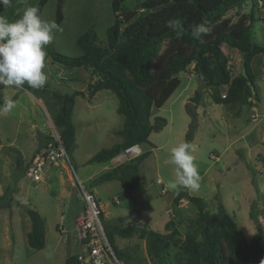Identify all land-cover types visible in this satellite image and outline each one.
I'll return each mask as SVG.
<instances>
[{
	"label": "rangeland",
	"instance_id": "rangeland-1",
	"mask_svg": "<svg viewBox=\"0 0 264 264\" xmlns=\"http://www.w3.org/2000/svg\"><path fill=\"white\" fill-rule=\"evenodd\" d=\"M39 1L12 0L11 7H4L0 15L6 16L9 20L18 19L24 8L37 6ZM142 1L126 0L124 5L129 7V11L137 12L138 16L144 13L143 8L136 10ZM58 2L48 0L43 8V19L57 20ZM252 3L254 42L264 46V4L260 5V0H245L242 6L231 9L225 17L233 23L237 22L242 11L250 12ZM114 20L113 0H66L60 23L63 31L56 33L53 43L47 49L70 56L79 55L81 51L75 43L77 36L93 27L99 39L104 41L107 37V28ZM222 48L225 52L231 49L225 44ZM231 56L230 53V58ZM48 57L45 71L50 87L63 93L74 91L84 93L75 100L73 122L76 127V142L70 158L86 190L94 192L103 205L105 213L101 221L107 233L112 235L116 249L125 252L126 264L155 262L148 254L146 238L139 235L124 238L117 232L116 225L136 223L167 233L166 223L173 219L179 221L181 237H184L188 221L196 219L198 211L188 197L182 198L179 204H174V198L180 191L203 198L211 211L216 210L219 201L223 202L248 240L257 232L258 221L264 225V175L255 168L249 158L239 157L236 149L245 140H251L250 136L242 138V134L248 132L256 122L252 119L253 108L257 107L260 115L264 113V91L258 83V80L264 77V51L256 53L253 58L251 68L255 78H258L255 81L257 92H253L248 101L247 94L236 102L215 103L210 88L207 87L201 91L198 113L195 109L191 111V105L186 108V113L198 126L192 152L201 177L198 190L168 187L169 182L175 180L176 172L175 165L169 163L171 149L178 143L179 130L184 123L179 115L181 98L167 100L162 107L154 111L167 121L172 115L173 124L169 127H172L174 135L171 137L168 130L163 129L156 140L162 147L155 152L147 150L150 153L140 166V188L126 190L119 180L94 183L92 179H87L92 172L115 165L113 159L105 164L89 160L102 148H109L122 141V138L114 133V130L122 129L124 124V116L117 112L119 100L108 89L99 90L91 95L90 84L98 80V76L91 68H68L60 63H52V57L49 54ZM179 78L181 85L173 98L185 90L189 80L188 71L180 72ZM190 86L198 90V77L194 72ZM186 92L190 94V89ZM1 97L4 101L9 98L14 100L16 106L10 113L0 115V139L3 144V147L0 146V153L8 155V160L0 156V195L10 188L13 196L10 208L12 219L7 222L11 230V233H8L9 240L5 235L4 217L5 211L9 209H0V264H63L66 255L77 253L80 249L75 228L77 213L85 207L82 191L79 186L72 185V180L62 168L50 164L44 167L42 181L31 180L28 168L38 150L40 134L48 135L52 132L51 125L54 122L50 106L41 98L45 105L43 106L38 97L24 88L4 86ZM250 98H253L254 102H251ZM197 114L200 116L199 119ZM259 119L258 116L257 120ZM150 146L141 144L144 152L145 148L149 149ZM235 164L238 165L234 166ZM231 166L234 167L230 170ZM105 171L107 170L101 169L95 179ZM217 172L223 178L219 182L215 179ZM71 174L76 184L77 177L74 173ZM159 179L164 184L158 183ZM165 186L167 192L162 193ZM21 205L37 210L46 222L48 238L40 250H33L28 244L27 232L32 228V221ZM61 227L66 229L65 235L60 233ZM128 253L132 257V262L128 258Z\"/></svg>",
	"mask_w": 264,
	"mask_h": 264
},
{
	"label": "trees",
	"instance_id": "trees-1",
	"mask_svg": "<svg viewBox=\"0 0 264 264\" xmlns=\"http://www.w3.org/2000/svg\"><path fill=\"white\" fill-rule=\"evenodd\" d=\"M58 1L56 22L60 24L66 0ZM125 1L113 0L115 20L107 28L106 40H100L92 27L76 38V46L81 51L79 55L47 49L54 63L68 68L92 69L98 80L90 84L91 95L108 89L118 97L117 112L124 116V124L116 133L122 141L102 148L89 162L105 164L133 144L149 143L150 134L166 125V119L162 117H156L152 122L153 108L164 105L181 83L178 74L193 63L195 72L204 79L205 87L210 88L215 103L236 102L247 94L248 101L253 95L251 86L257 92L251 66L254 55L263 52L264 46L254 42V8L249 14H241L234 23L225 17L245 0H143L136 10L143 8L144 13L138 16L137 12L125 7ZM47 2L40 0L37 5L41 16ZM3 8L0 5V13ZM174 18L182 22L179 36L166 26V22ZM202 22L210 32L196 39L192 35L193 26ZM224 44L242 53L249 78L242 72L233 74L229 57L222 48ZM3 87L0 85V106L5 102L1 97ZM23 88L50 106L53 122L70 154L76 142L72 119L75 100L84 95L83 91L63 93L53 90L48 83L39 90L27 84ZM200 95L197 91L192 101L199 102ZM196 129L197 122L192 121L185 142L191 144ZM45 138L47 141L49 135L41 137L40 142ZM149 153L145 151L108 169L93 182L119 180L126 190L140 188V166ZM184 197L190 198L198 211L196 219L188 221L184 237H181L179 221L173 219L166 223L167 233L136 223L116 225L115 228L124 238L135 235L146 238L148 254L155 264H264V225L258 221L257 232L248 240L223 202L219 201L216 210L211 211L203 198L180 191L174 204H179ZM12 201L11 189L7 188L0 195V209H10ZM27 213L32 221V228L27 233L28 244L31 249L40 250L46 244L45 221L35 209L29 208ZM105 231L116 254L125 259V252L116 249L112 235L106 228ZM128 258L132 262L130 254Z\"/></svg>",
	"mask_w": 264,
	"mask_h": 264
},
{
	"label": "clouds",
	"instance_id": "clouds-1",
	"mask_svg": "<svg viewBox=\"0 0 264 264\" xmlns=\"http://www.w3.org/2000/svg\"><path fill=\"white\" fill-rule=\"evenodd\" d=\"M12 0H0V5L11 7ZM166 26L177 36L181 35L182 22L179 18L170 19ZM63 29L55 20H45L38 6L24 8L18 19L9 20L0 15V85L22 89L27 84L32 89H42L47 83L45 71L49 61L47 47L53 43L57 32ZM210 28L206 23L193 26L192 35L200 39ZM15 101L6 99L0 106V115L10 113ZM193 146L180 143L171 149L169 163L175 165V180L168 187L198 190L200 175Z\"/></svg>",
	"mask_w": 264,
	"mask_h": 264
},
{
	"label": "built area",
	"instance_id": "built-area-1",
	"mask_svg": "<svg viewBox=\"0 0 264 264\" xmlns=\"http://www.w3.org/2000/svg\"><path fill=\"white\" fill-rule=\"evenodd\" d=\"M263 4L264 1L260 0V5ZM51 126L52 132L48 134V140L32 158L28 175L33 182L42 181L44 179V167L46 164H50L55 167H66L77 177L76 185L82 191V198L85 204L75 228L80 243V250L75 254H71L66 264H126L125 260L116 254L107 237L101 221L102 213L104 212L99 199L92 191L86 190L82 180L78 178L59 130L55 124L52 123ZM143 152L140 144H133L118 155L117 161L124 162L138 157ZM158 183L164 184L161 179L158 180ZM166 192L167 188L165 186L162 189V193ZM260 220L263 221V218L260 217ZM59 229L61 234L65 235L67 233L65 228L61 227Z\"/></svg>",
	"mask_w": 264,
	"mask_h": 264
},
{
	"label": "crops",
	"instance_id": "crops-1",
	"mask_svg": "<svg viewBox=\"0 0 264 264\" xmlns=\"http://www.w3.org/2000/svg\"><path fill=\"white\" fill-rule=\"evenodd\" d=\"M264 1V0H263ZM254 8V4L252 3V6L250 7V11ZM250 12H241V14H248ZM231 48V47H229ZM237 50V51H236ZM225 52V51H224ZM227 54V56L229 57V65L231 67V70L233 72L234 75H237L239 74L240 72H242V67H243V55L242 53L236 49V48H231L228 52H225ZM230 53L232 54L231 58H230ZM253 62V61H252ZM54 63V62H52ZM194 66L195 64H193V66L191 67H188V69L186 71H188V82H187V85L185 87V90H182L180 93L177 94V97L176 98H173L174 97V94L176 93L177 89L173 92V94L168 98V101L173 99H182V103H181V110L179 112V115L182 119V121L184 122L182 124V126L180 127V130H179V135H178V139H177V144L174 146H178L180 143H183L186 141V133L189 129V126L192 122V118L189 114L186 113V108L188 107V105H191V111H193L195 109V111L198 113V105L201 101V98H200V101L199 102H195V101H192V98L196 95V88L195 87H192L190 86L191 84V78L193 77V72L195 74V76H198V74L195 72L194 70ZM73 69H76V68H73ZM179 76V74H178ZM258 79V78H257ZM255 78V81L257 80ZM94 81V80H93ZM258 83H259V86L261 87V89L264 91V77L261 78V80L259 81L258 80ZM181 85V83H180ZM179 85V86H180ZM189 90L190 89V94H187L186 90ZM96 94V93H95ZM38 100L42 103L43 106L44 103L42 102V99L41 98H38ZM241 100V99H240ZM250 100H252L254 102V99L253 98H250ZM166 103V102H165ZM164 103V104H165ZM155 109H157L156 107L153 108V113H152V116H151V120L152 122L155 121V118L156 117H159L157 113H155ZM239 112L241 113V111L239 110ZM258 116L260 117L259 120H257ZM199 115L197 114V119H199ZM72 119H73V116H72ZM252 119L255 120L256 122L253 124V126L248 130V132L242 134V138L244 137H248L250 136L251 140H245L243 142L242 145H238L236 147L237 151L239 152V157H244L246 159L249 158V160L251 161V163L255 166V168L262 174L264 175V148H263V145H264V113L263 114H259V111H258V108L257 107H254L253 110H252ZM74 121V119H73ZM75 124V122H74ZM173 124V117L172 115L168 118V121L166 120V125L160 130V132L158 131H153L151 134H150V137H149V143H145L146 145H151L149 149L145 148V150H150L151 149V152H155L157 150H159L162 145H160L156 140L160 137L159 135L161 134V132L163 131V129H165L166 131L168 130V132L171 134L170 136L173 137L174 135V132L171 130L172 127H169L170 125ZM119 129H116L114 130V133L117 132ZM241 131L243 130V128L240 129ZM165 131V132H166ZM255 131V132H254ZM197 132H198V126H197V129L195 131V134H194V139L193 141H195L196 139V135H197ZM47 135V133L45 134ZM44 135L43 134H40V139L41 137H43ZM241 138V136H240ZM255 138V139H254ZM239 140V139H238ZM193 141L191 142V145L193 146L194 148V145H193ZM40 142V141H39ZM46 142V138L40 142L39 146H38V150L40 148H42V146L45 144ZM0 146L3 147V144L2 142L0 143ZM141 146V145H140ZM37 150V151H38ZM120 155V154H119ZM0 156L4 159H7L8 160V155H4L3 153H0ZM215 157V155H213ZM117 157L116 156L115 158H113V160L115 161L114 162V166L118 165V162H117ZM239 157L237 159H239ZM112 160V161H113ZM240 161V159L238 160ZM3 164V162H1ZM143 163V162H142ZM141 163V165H142ZM236 163L237 160H236ZM248 163V162H247ZM100 164H103V163H100ZM239 164V163H238ZM238 164H235L234 166L238 165ZM241 164V162H240ZM4 165V164H3ZM234 166H231L230 167V170L233 169ZM57 168H62L66 174H68V177L70 180H72V185H76L75 182L73 181V176L71 174V172L66 168V167H57ZM29 169V168H28ZM101 169H105V170H108L110 169L108 166H105V167H102ZM101 169H99V171H101ZM249 170V169H248ZM99 171H95V172H92L90 175L87 176V179H92L94 180L97 173ZM223 179V178H221ZM94 193V192H93ZM95 194V193H94ZM96 195V194H95ZM97 196V195H96ZM98 198V196H97ZM100 202V200H99ZM101 204V202H100ZM102 206V209H103V205L101 204ZM226 206V205H225ZM6 208L4 209H1V210H5ZM8 209V208H7ZM228 209V208H227ZM83 212V209L80 210V212L77 213V221L79 220V217L80 215L82 214ZM103 212L105 213L104 209H103ZM103 213V214H104ZM252 215H253V212H252ZM5 224H6V227H5V235H6V238L9 240L10 237H9V232L11 231L10 228L7 226V222L8 220L10 221L12 218L11 216V212H10V209L8 211H5ZM45 225H46V222H45ZM257 227V226H256ZM151 229V228H149ZM30 231V230H29ZM28 231V232H29ZM27 232V233H28ZM11 233V232H10ZM46 238L47 237V232H46ZM80 244V243H79ZM80 248V247H79ZM80 250V249H79ZM72 254H75V253H72ZM71 254L69 255H66L65 258H64V261H63V264L64 262L66 261L67 257H69Z\"/></svg>",
	"mask_w": 264,
	"mask_h": 264
},
{
	"label": "water",
	"instance_id": "water-1",
	"mask_svg": "<svg viewBox=\"0 0 264 264\" xmlns=\"http://www.w3.org/2000/svg\"><path fill=\"white\" fill-rule=\"evenodd\" d=\"M243 64H244V61H243ZM242 74H243L246 78H249V76H248V74H247V69H246L245 66L242 67ZM249 84L251 85L252 82H249ZM251 87H252V90H253V92H254V87H253V86H251ZM204 89H206V87H205V81H204V79H203L202 77H199V78H198V90H197V91H198V92H201V91H203ZM215 179H216L217 182H219V181L221 180V175H220V173L217 172V174H216V176H215ZM21 207H22L23 209H25L26 211H28V209H29L26 205H21Z\"/></svg>",
	"mask_w": 264,
	"mask_h": 264
}]
</instances>
